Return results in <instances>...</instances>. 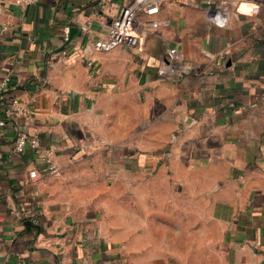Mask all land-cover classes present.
<instances>
[{"label":"crops","instance_id":"0c3cea01","mask_svg":"<svg viewBox=\"0 0 264 264\" xmlns=\"http://www.w3.org/2000/svg\"><path fill=\"white\" fill-rule=\"evenodd\" d=\"M99 1L0 0L3 100L32 107L0 128V264H264V0H226L225 26L167 2L169 25L110 51ZM17 128L58 173L14 153Z\"/></svg>","mask_w":264,"mask_h":264},{"label":"built area","instance_id":"2783aa9c","mask_svg":"<svg viewBox=\"0 0 264 264\" xmlns=\"http://www.w3.org/2000/svg\"><path fill=\"white\" fill-rule=\"evenodd\" d=\"M39 0H15L20 4H32ZM167 2L178 5L198 4L205 7L207 18L219 26L227 25L229 21V9L226 0H129L127 3L118 7L114 0H100L102 6H106L110 15L111 22L105 36L94 40L93 47L97 50L110 51L116 47H126L138 49L143 44V38L148 30H158L169 25L170 19L161 17L160 13ZM259 11V6H254V12ZM209 54V52H207ZM225 51H219L217 58L221 59ZM183 52L177 45L169 47L158 67V74L162 78L172 79L178 69ZM6 85V80L0 87V128L12 123L15 117L22 114L32 113V107L18 97H13L10 102H5L2 96V88ZM14 153H23L31 149L36 153H45V158L49 166L42 171L58 173L59 167L52 159L53 151L44 148L40 138L22 129H16ZM40 171L32 168L29 171L31 178L38 177Z\"/></svg>","mask_w":264,"mask_h":264},{"label":"water","instance_id":"95a60500","mask_svg":"<svg viewBox=\"0 0 264 264\" xmlns=\"http://www.w3.org/2000/svg\"><path fill=\"white\" fill-rule=\"evenodd\" d=\"M76 30H77V27H75V26H72V27L69 29V35H68V37H67V40H66L65 44L62 46L61 49H63L64 46L72 40L73 36L75 35ZM185 120L187 121V123H188L189 125H191V124L194 122V119H193V117H191V116H188Z\"/></svg>","mask_w":264,"mask_h":264}]
</instances>
